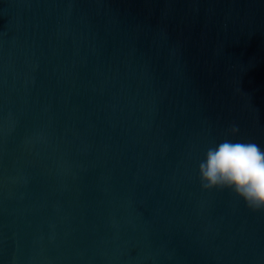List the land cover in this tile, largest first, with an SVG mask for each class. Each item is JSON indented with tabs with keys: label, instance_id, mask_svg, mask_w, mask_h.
<instances>
[{
	"label": "water",
	"instance_id": "95a60500",
	"mask_svg": "<svg viewBox=\"0 0 264 264\" xmlns=\"http://www.w3.org/2000/svg\"><path fill=\"white\" fill-rule=\"evenodd\" d=\"M225 139L264 149V0H0V264H264Z\"/></svg>",
	"mask_w": 264,
	"mask_h": 264
},
{
	"label": "clouds",
	"instance_id": "9594fccd",
	"mask_svg": "<svg viewBox=\"0 0 264 264\" xmlns=\"http://www.w3.org/2000/svg\"><path fill=\"white\" fill-rule=\"evenodd\" d=\"M232 135L239 132L233 125ZM205 190L229 189L253 211H264V149L255 142L225 139L209 147L199 163Z\"/></svg>",
	"mask_w": 264,
	"mask_h": 264
}]
</instances>
